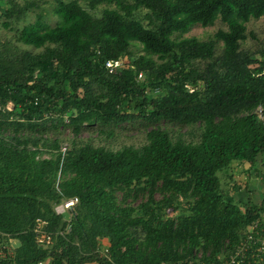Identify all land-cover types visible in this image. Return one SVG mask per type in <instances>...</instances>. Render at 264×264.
<instances>
[{
  "label": "trees",
  "instance_id": "16d2710c",
  "mask_svg": "<svg viewBox=\"0 0 264 264\" xmlns=\"http://www.w3.org/2000/svg\"><path fill=\"white\" fill-rule=\"evenodd\" d=\"M42 1L7 0L4 26ZM88 1L92 10L107 3L101 17L55 0V26L38 12L21 29L18 40L39 52L0 40V244L18 241L0 264H218L264 212V199L237 201L219 175L233 178L234 161L264 168V50L241 49L264 0ZM218 19L227 28L208 39L183 36ZM108 60L122 64L111 72ZM52 113L59 123L49 126ZM65 114L73 136L58 135ZM136 117L199 124L201 137L174 140L155 127L142 146L114 150L78 136L86 123ZM139 192L146 200L122 203ZM176 204L184 212L166 217ZM38 218L50 244L37 242Z\"/></svg>",
  "mask_w": 264,
  "mask_h": 264
},
{
  "label": "rangeland",
  "instance_id": "374dc122",
  "mask_svg": "<svg viewBox=\"0 0 264 264\" xmlns=\"http://www.w3.org/2000/svg\"><path fill=\"white\" fill-rule=\"evenodd\" d=\"M22 4L25 0H18ZM69 1V0H65ZM133 1V0H129ZM79 2L88 10H90L96 17H101L102 11L104 7H107V3H102L97 6L95 10L90 9L88 0H79ZM55 4V0H47L45 2L42 1V5L39 8H30L27 10L26 15L19 21H16L13 24V27L4 26V22L6 18L3 16L4 12L10 7L7 3V0H0V40L12 41L14 44H17L22 49L29 50L32 52H39L42 48H35L30 45H26L23 42L19 41V35L21 29L30 23H34L37 20V13L41 12L44 14V20H46L51 26H55L58 22L57 16L53 12V6ZM115 4L112 5L114 7ZM140 21L148 26V20L141 14L139 17ZM247 38L242 42L241 49L248 52H257L264 50V15L259 18H253L247 23ZM219 28H227L226 24H224L220 19H218L213 25L203 26L201 24L194 25L187 33L183 36H197L201 39H208L211 37ZM177 35V34H176ZM175 35V36H176ZM222 42L219 43L216 53L220 54L222 52L221 47ZM139 54V52H138ZM258 54H255L258 56ZM260 56V54H259ZM128 59V58H127ZM129 60V59H128ZM198 66H204V62L201 60L197 61ZM39 76V75H38ZM40 76L44 77V74ZM47 125L51 126L52 120L57 124L59 123V118L56 114H51V116L47 117ZM63 123L58 127V135L62 136H73L72 126L69 125L67 120V115L63 117ZM199 124L195 125H187L176 122H169L167 120H158V121H150L144 119L142 117H136L131 121L121 123L119 125H105L102 122H95L94 124H84L78 135L81 139L91 140L95 145L105 146L107 148H112L114 150L120 149L124 146H134L140 147L147 142V132L155 127H161L167 129L171 134L172 138L175 140L179 137L184 139L186 142H197L200 140L201 134L199 130ZM54 129L51 128L50 135L54 134ZM113 132L112 134H109ZM223 171L219 172L222 180V186L224 190L227 192H233V184L231 183L232 178L230 176H225L222 174ZM237 182L241 185L246 183V177L242 170H238L236 173ZM162 194L157 191L156 197L157 200L162 198ZM123 193L118 192V198L123 201ZM146 200V193L139 192L137 194H131L123 204L130 202L132 205H138L141 202ZM185 204L181 206L176 204V208H167L164 211L165 216L175 217L178 214H182L185 208ZM185 210V209H184ZM18 244L16 239H12L10 241V245L3 246L0 244V253L3 252V248L8 251H13L15 246ZM102 251L106 252V248L108 247V240H102Z\"/></svg>",
  "mask_w": 264,
  "mask_h": 264
},
{
  "label": "built area",
  "instance_id": "2783aa9c",
  "mask_svg": "<svg viewBox=\"0 0 264 264\" xmlns=\"http://www.w3.org/2000/svg\"><path fill=\"white\" fill-rule=\"evenodd\" d=\"M120 60H108L106 66L109 71L114 72L116 68L121 66ZM142 77V73L139 75ZM2 106L0 105V108ZM8 110H13L14 104L9 102L6 107ZM67 147L63 146L62 151H66ZM78 202L77 197H73L63 201L56 206V212L62 214L68 209L70 210ZM47 221L38 218L36 220L34 231L37 242L40 245L50 244L53 239V234L46 229ZM264 215L257 219L254 223L247 227L239 244L233 252L226 258L221 257L218 264H248L251 261L254 264H264ZM192 264H208L206 261H201Z\"/></svg>",
  "mask_w": 264,
  "mask_h": 264
},
{
  "label": "crops",
  "instance_id": "0c3cea01",
  "mask_svg": "<svg viewBox=\"0 0 264 264\" xmlns=\"http://www.w3.org/2000/svg\"><path fill=\"white\" fill-rule=\"evenodd\" d=\"M238 170H242L246 177V183L241 185L237 182L236 173ZM262 170L264 168L261 164H255L251 166L250 163L234 161L231 165L229 173L232 174L233 178L231 183L233 184V192H230L237 201L246 202L249 200V196L253 198L254 201L261 202L264 199V181L262 177ZM235 185H237L235 187ZM264 212L261 217H263Z\"/></svg>",
  "mask_w": 264,
  "mask_h": 264
},
{
  "label": "water",
  "instance_id": "95a60500",
  "mask_svg": "<svg viewBox=\"0 0 264 264\" xmlns=\"http://www.w3.org/2000/svg\"><path fill=\"white\" fill-rule=\"evenodd\" d=\"M261 113H262V110H261Z\"/></svg>",
  "mask_w": 264,
  "mask_h": 264
}]
</instances>
